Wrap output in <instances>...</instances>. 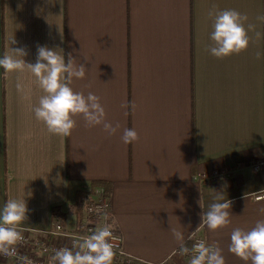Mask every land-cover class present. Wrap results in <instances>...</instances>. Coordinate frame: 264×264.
<instances>
[{
  "label": "crops",
  "instance_id": "crops-1",
  "mask_svg": "<svg viewBox=\"0 0 264 264\" xmlns=\"http://www.w3.org/2000/svg\"><path fill=\"white\" fill-rule=\"evenodd\" d=\"M213 5L246 14L262 38L249 33L247 51L211 55ZM259 15L264 0H4L3 22L0 0V57L21 48L34 64L40 46L66 62L71 54L86 67L71 87L99 96L108 121L121 126L109 136L76 117L71 136L51 134L34 114L43 95L36 78L27 69L0 68V208L25 201L27 219L19 227L45 232L56 207L68 218L77 192L104 181L128 254L189 264L176 229L189 249L188 236L200 233L222 249L226 264H245L228 246L234 228L250 230L264 220V199L254 198L264 191V167L254 169L264 162ZM125 102L136 105L127 115ZM124 128L135 129L139 140L124 144ZM217 193L232 202L231 223L211 231L201 214Z\"/></svg>",
  "mask_w": 264,
  "mask_h": 264
},
{
  "label": "clouds",
  "instance_id": "clouds-1",
  "mask_svg": "<svg viewBox=\"0 0 264 264\" xmlns=\"http://www.w3.org/2000/svg\"><path fill=\"white\" fill-rule=\"evenodd\" d=\"M208 15L213 21V31L210 34L212 44L207 50L218 59L247 51L253 40L249 33H254L256 41L262 38V33L256 31V25L248 23V16L235 9L220 10L213 5ZM256 19L264 22V15ZM15 43L13 39L11 44ZM12 52L13 55L0 57V68L8 73L27 69L36 78L43 95L33 110L35 117L46 125L49 133L69 137L77 127L76 117H82L86 127L102 126L107 135L117 134L121 126L108 121L101 98L91 91L85 95L71 87L73 79H84L86 76V67L83 64L77 65L71 54L66 62L64 55L57 50L40 46L36 62L32 64L25 62L27 53L23 49L12 48ZM262 56L264 53L259 50L255 53L257 60ZM16 87L18 91L22 89L19 82ZM130 107L135 110L136 105L127 102L121 104L125 115ZM120 138L127 145L138 141L139 135L135 129L124 128ZM214 201L208 211L201 214V224L211 231L227 227L232 215L229 211L232 202L225 199L222 193H217ZM199 203L202 207L201 201ZM27 212L25 201L15 199L8 200L0 208V255H18L17 246L24 242L19 225L27 219ZM172 232L181 254H190L189 264H226L223 251L218 245L198 242L189 249L184 243V233L176 229H172ZM112 237L111 225L97 227L90 235L74 240L71 248L55 250L53 260L58 264H112L115 256ZM188 239H192V235ZM228 251L245 264H264V220L257 221L250 230L234 228L230 234ZM20 259L23 264H32L27 257Z\"/></svg>",
  "mask_w": 264,
  "mask_h": 264
},
{
  "label": "built area",
  "instance_id": "built-area-1",
  "mask_svg": "<svg viewBox=\"0 0 264 264\" xmlns=\"http://www.w3.org/2000/svg\"><path fill=\"white\" fill-rule=\"evenodd\" d=\"M263 167V161L254 164L256 171H260ZM215 175H219V172H216ZM254 198L256 200L264 199V191L256 193ZM61 210V213H53L52 225L48 231L40 232L19 227L24 236V242L17 246L18 255L15 257L0 255V264H23L20 257H27L32 264H58L53 260L55 250L64 247L71 248L74 240L88 236L97 227L104 225L112 226V242L115 245L112 264H155L138 259L126 252L123 234L113 221L111 194H107L103 187L88 191L79 220L74 213L76 216L75 227L68 226L67 218L63 217L66 212ZM198 242L210 245L200 233L192 236V247ZM186 256L190 260V254Z\"/></svg>",
  "mask_w": 264,
  "mask_h": 264
},
{
  "label": "trees",
  "instance_id": "trees-1",
  "mask_svg": "<svg viewBox=\"0 0 264 264\" xmlns=\"http://www.w3.org/2000/svg\"><path fill=\"white\" fill-rule=\"evenodd\" d=\"M2 11H3V22H4V0H2ZM97 187H103L106 191L107 194H111V188L110 185L104 181H95L93 183V186L91 189H95ZM90 189V190H91ZM88 195V191H78L77 195H76V201L73 205L70 206V210L76 214L77 219L79 220V218L82 215V211H83V205H84V201L86 199V196ZM61 207H56L54 209L53 213H61L62 210ZM64 218H67V213L63 214Z\"/></svg>",
  "mask_w": 264,
  "mask_h": 264
},
{
  "label": "rangeland",
  "instance_id": "rangeland-1",
  "mask_svg": "<svg viewBox=\"0 0 264 264\" xmlns=\"http://www.w3.org/2000/svg\"><path fill=\"white\" fill-rule=\"evenodd\" d=\"M75 222H76V216L74 213H69L68 218H67V224L69 227L73 228L75 227Z\"/></svg>",
  "mask_w": 264,
  "mask_h": 264
}]
</instances>
